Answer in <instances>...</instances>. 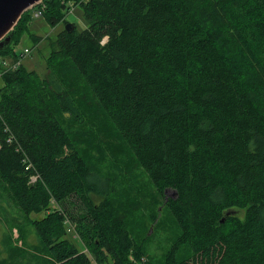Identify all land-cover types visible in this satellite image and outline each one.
I'll return each instance as SVG.
<instances>
[{"label": "trees", "instance_id": "obj_1", "mask_svg": "<svg viewBox=\"0 0 264 264\" xmlns=\"http://www.w3.org/2000/svg\"><path fill=\"white\" fill-rule=\"evenodd\" d=\"M36 8L64 28L44 78L0 77V201L44 215L47 264H154L130 224L162 204L178 229L162 264H264V0H43L0 57L19 59ZM131 157L150 204L107 174Z\"/></svg>", "mask_w": 264, "mask_h": 264}, {"label": "rangeland", "instance_id": "obj_2", "mask_svg": "<svg viewBox=\"0 0 264 264\" xmlns=\"http://www.w3.org/2000/svg\"><path fill=\"white\" fill-rule=\"evenodd\" d=\"M83 11L80 8H74L72 13L68 16L67 20L69 23L75 24L78 31H82L86 27V21L84 19ZM64 28L61 24L55 28H52L46 21V19L41 16L39 18L34 17L30 31L26 33L18 46H16L15 51L20 55L25 49H29L30 53L22 59L24 66L32 71L37 72L43 78L47 73L46 60L50 54V41H56L58 33ZM32 35L40 37L41 43L36 45L32 39ZM4 84L3 80L0 79V87ZM119 144H117V147ZM110 156V151H106L105 155ZM115 157V155L113 156ZM111 157V158H113ZM118 158V157H117ZM116 158V159H117ZM132 165L126 167L121 166L117 163L119 160H106L104 166L107 169H113V166H117V173L107 172L108 175L117 177L118 181L114 182L116 188L123 187L129 189L124 194L126 196H131V198L143 199L147 198L145 195L148 193V187L150 186L148 176L142 169L137 167L135 161L131 157ZM133 170H132V169ZM121 171H120V170ZM1 192V190H0ZM151 193V192H149ZM148 193V196H149ZM174 192L169 190L166 193V197H174ZM117 198V197H116ZM141 199L142 204H150ZM158 205L161 204L160 201L156 202ZM163 204L159 208V216L156 224L152 223L150 220V211L142 207L141 218L135 215L132 223L130 224L134 232L142 233V237L147 234V255L148 258L154 264H162L164 260V255L168 247L177 237V226L175 220L169 212L163 208ZM152 209V207H151ZM43 214H32L30 216L26 215L17 205L12 201H6V199L0 201V264H36V259L38 264H47V257L44 254L43 244L40 238L36 234L35 227L33 226L31 220H41ZM16 229V230H14ZM17 231V232H16ZM18 231L22 234L19 237ZM67 238L74 242L77 247L83 249L84 247L80 242L74 239V235L68 234ZM188 253H186V256ZM31 258L30 260L28 258ZM92 264H98L96 261H92ZM104 264H112L111 260H108Z\"/></svg>", "mask_w": 264, "mask_h": 264}, {"label": "water", "instance_id": "obj_3", "mask_svg": "<svg viewBox=\"0 0 264 264\" xmlns=\"http://www.w3.org/2000/svg\"><path fill=\"white\" fill-rule=\"evenodd\" d=\"M43 0H0V50L6 49L12 42V32L22 15L40 4ZM75 25H66L72 33Z\"/></svg>", "mask_w": 264, "mask_h": 264}, {"label": "built area", "instance_id": "obj_4", "mask_svg": "<svg viewBox=\"0 0 264 264\" xmlns=\"http://www.w3.org/2000/svg\"><path fill=\"white\" fill-rule=\"evenodd\" d=\"M34 17L39 18L43 16V10L36 8L34 11ZM30 53L29 49H25L24 52L20 55L19 59L16 61L10 60L9 58L0 57V77L7 71L16 70L18 66L21 65L22 59ZM36 177L32 178V181H35ZM69 232L73 230L69 229Z\"/></svg>", "mask_w": 264, "mask_h": 264}, {"label": "crops", "instance_id": "obj_5", "mask_svg": "<svg viewBox=\"0 0 264 264\" xmlns=\"http://www.w3.org/2000/svg\"><path fill=\"white\" fill-rule=\"evenodd\" d=\"M14 230H16V229H14ZM16 232H17V231H16ZM17 234H19V237L22 235V234H20V232H19V231H18V233H17ZM74 237H75V236H74ZM76 239H77V238H76ZM81 250L85 251V250H84V248H83V249H81ZM31 258H33V257H30V258H28V259L30 260ZM33 260H34V261H36V264H38V261H37L36 259H34V258H33Z\"/></svg>", "mask_w": 264, "mask_h": 264}, {"label": "flooded vegetation", "instance_id": "obj_6", "mask_svg": "<svg viewBox=\"0 0 264 264\" xmlns=\"http://www.w3.org/2000/svg\"><path fill=\"white\" fill-rule=\"evenodd\" d=\"M169 191V190H168ZM168 193V192H167ZM173 196H175V193H174V195Z\"/></svg>", "mask_w": 264, "mask_h": 264}]
</instances>
